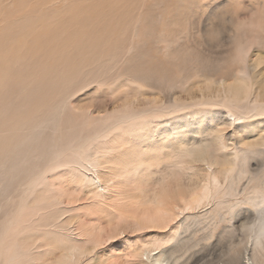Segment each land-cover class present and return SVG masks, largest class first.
<instances>
[{
    "label": "bare ground",
    "instance_id": "1",
    "mask_svg": "<svg viewBox=\"0 0 264 264\" xmlns=\"http://www.w3.org/2000/svg\"><path fill=\"white\" fill-rule=\"evenodd\" d=\"M240 32L243 25L226 37L241 63L236 75L200 81L194 85L200 99L191 104L127 100L117 116L95 119L100 126L91 122L88 107L70 110L65 132L46 145L25 174L19 172L18 182L27 180L30 186L4 207L0 264H176L174 252L191 240L183 236L189 228L206 220L229 221L242 202L257 213L246 264H264V189L256 191L261 168H250L252 157L264 156V67L258 70L264 59H249L253 70L248 71ZM8 72L0 71V97ZM130 78L153 89L165 87L166 77L157 68L139 69ZM259 119V125L250 123ZM24 120V114L0 120V159ZM252 132L258 137L254 141L247 136ZM135 144L159 151L136 156L128 152ZM68 166L73 173L62 171ZM156 166H161L158 172ZM11 176L5 184L12 183ZM244 177L240 197L232 200ZM146 231L151 233L145 239ZM231 252L225 264H242V252Z\"/></svg>",
    "mask_w": 264,
    "mask_h": 264
},
{
    "label": "rangeland",
    "instance_id": "2",
    "mask_svg": "<svg viewBox=\"0 0 264 264\" xmlns=\"http://www.w3.org/2000/svg\"><path fill=\"white\" fill-rule=\"evenodd\" d=\"M209 2L216 9L212 17L203 0L195 7L185 4L179 9L176 6L183 0H0V71L10 69L1 91L0 120L6 123L25 115L24 123L8 142V154L0 159L1 219L4 207H9L19 189L30 186L27 180L18 182L19 172L25 174L46 145L65 132L70 110L88 107L93 122L105 114L117 116L119 106L127 100L142 104L154 98L165 107L174 99L191 104L200 99V92L194 89L200 81L236 75L241 63L235 59L236 47L227 38L229 30L241 25L248 71L253 70L249 59H264V0ZM173 16L178 19L170 22ZM263 67L261 64L258 70ZM144 68L162 71L165 87L157 90L133 82L130 76ZM261 74L264 76V70ZM260 120L250 123L259 125ZM93 124L100 126L102 122ZM247 136L250 141L258 138L255 132ZM250 163L252 170L261 168L256 190L260 192V187L264 189V156H254ZM10 174L13 181L5 184ZM246 183V177L240 180L232 200L240 197ZM233 213L224 223L213 225L212 219L189 228L183 236L191 240L174 252L173 258L178 256L175 263L225 264L231 251H241V263L246 264L252 255L249 230L256 223V209L242 202ZM150 233L142 232L141 236L146 239ZM206 237L217 239L209 244Z\"/></svg>",
    "mask_w": 264,
    "mask_h": 264
},
{
    "label": "snow or ice",
    "instance_id": "3",
    "mask_svg": "<svg viewBox=\"0 0 264 264\" xmlns=\"http://www.w3.org/2000/svg\"><path fill=\"white\" fill-rule=\"evenodd\" d=\"M185 4H187L189 7H195L198 4H200V0H183V3L177 5L176 7L178 9L179 8H183ZM210 5L211 4H210L209 0H203V7L208 9V16L212 17V15H213V13H215L216 9L213 10L210 7ZM177 19H178L177 16H173L172 20L170 22H175ZM158 151H159V148L156 147V146H144V145L135 144V145H130L128 147V152L129 153H134L136 156H142L145 153H149V152L155 153V152H158ZM62 171L71 174V173L74 172V169H72L71 166H68L66 169H64ZM216 239L217 238L206 237L205 238V242L211 244Z\"/></svg>",
    "mask_w": 264,
    "mask_h": 264
}]
</instances>
